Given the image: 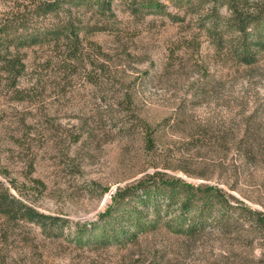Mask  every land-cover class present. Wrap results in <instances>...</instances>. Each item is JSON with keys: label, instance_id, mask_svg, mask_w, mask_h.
<instances>
[{"label": "rangeland", "instance_id": "rangeland-1", "mask_svg": "<svg viewBox=\"0 0 264 264\" xmlns=\"http://www.w3.org/2000/svg\"><path fill=\"white\" fill-rule=\"evenodd\" d=\"M24 1L0 0V28L25 11L17 9ZM155 1L162 13L134 15L130 0H112L110 11L93 5L61 9L62 19L71 15L81 26L103 29L81 31L77 60L67 59L64 39L29 45L54 17L26 12L24 24L14 25L19 31L9 39L23 43L25 69L14 82L0 67V181L38 211L65 221L53 236L36 224L0 217V264H236L246 253L261 255L258 245L249 249L212 231L186 239L166 222L124 247L85 244L116 190L140 179L144 169L195 186L234 182L230 156L189 154L185 139L169 128L165 144L148 153L140 142L142 123L165 122L199 80L210 78L221 80L219 95L193 106L194 125L207 119L220 125L229 112L241 111L242 101L264 108V55L250 69L220 53L207 32L213 4ZM217 8L227 14L226 7ZM239 167L237 185L258 202L233 194L264 210V165Z\"/></svg>", "mask_w": 264, "mask_h": 264}, {"label": "trees", "instance_id": "trees-1", "mask_svg": "<svg viewBox=\"0 0 264 264\" xmlns=\"http://www.w3.org/2000/svg\"><path fill=\"white\" fill-rule=\"evenodd\" d=\"M192 0H180L188 5ZM134 15L163 12V5L155 0H130ZM213 4L207 14V32L216 49L238 64L239 68L253 69L258 66L264 55V0H206ZM112 0H25L17 9L24 12L12 15L0 28V67L11 81H16L25 69L19 48L9 39L17 35L18 27L27 20L26 12L37 17H54L49 28L43 33L31 35L29 45L53 40L56 43L67 42L70 50L67 59H78L82 42L80 33L100 32L103 29L77 24L72 16L59 17L60 10L82 6H96L110 11ZM226 7L227 14L221 9ZM31 9V10H28ZM153 10V11H152ZM104 15L105 11H101ZM168 14V13H167ZM174 20H182L179 15L168 14ZM26 44V43H25ZM225 52V53H224ZM195 91L179 104L173 113L161 123H142L145 126L141 144L150 153L157 145L166 142L165 128L178 132L185 139L184 150L190 154L193 150H207L226 159L230 156L232 165L258 167L264 165V108L258 102L242 101V109L229 115L219 125L215 119H207L200 125H194L189 111L199 102L209 101L219 95L221 80L217 78L198 81ZM129 103L135 98H129ZM233 166L234 182L221 181L224 187L200 184H187L173 179L166 172L157 170L145 173L140 179L119 187L112 196L107 210L100 216V225L94 227L85 244L124 247L135 244L140 237L157 231L160 224L167 225L178 235L186 239L200 238L211 231L230 242L238 241L250 249L258 245L259 257L246 253L236 264H264V210L254 209L245 200L235 196L238 192L250 202H258L241 191L238 183L240 167ZM155 169L159 167L154 165ZM167 169V168H164ZM227 187V189L225 188ZM261 204V203H260ZM263 209L264 204L262 203ZM172 221H166L169 216ZM0 217L6 223L29 222L40 226L45 232L59 236L60 217L46 215L38 211L31 203L13 195L0 181ZM166 219V220H165ZM175 220V221H174ZM171 222L172 225H171ZM101 227V232L97 229ZM237 242V243H238ZM235 244V243H234Z\"/></svg>", "mask_w": 264, "mask_h": 264}]
</instances>
